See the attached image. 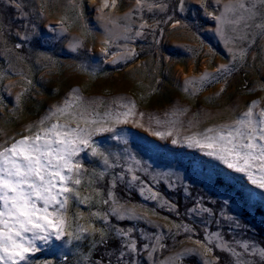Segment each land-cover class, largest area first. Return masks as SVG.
I'll return each instance as SVG.
<instances>
[{"label":"rangeland","instance_id":"374dc122","mask_svg":"<svg viewBox=\"0 0 264 264\" xmlns=\"http://www.w3.org/2000/svg\"><path fill=\"white\" fill-rule=\"evenodd\" d=\"M262 113L264 0H0V151L91 134L31 264H264V171L195 143Z\"/></svg>","mask_w":264,"mask_h":264},{"label":"snow or ice","instance_id":"6c2138e0","mask_svg":"<svg viewBox=\"0 0 264 264\" xmlns=\"http://www.w3.org/2000/svg\"><path fill=\"white\" fill-rule=\"evenodd\" d=\"M251 115V111L245 113L246 117ZM237 123L243 125L245 121ZM247 123V130L237 128L227 136L205 137L208 143H195L213 149L208 155H216L229 168L247 172L257 165L264 171V143H260L264 142V127L258 129L251 121ZM105 130L112 131L97 129ZM90 135L78 126L61 130L53 124L43 136L21 139L0 151V264H31V254L40 251L37 241L63 237L64 220L56 206L63 209L70 198L65 194H74L73 188L67 186L72 177L65 175L64 170L73 171V157L81 145L90 146ZM92 152L97 154L95 148ZM76 171L79 172L78 166ZM253 183L264 188V177ZM74 184H80V179H75ZM61 196L63 200L59 199Z\"/></svg>","mask_w":264,"mask_h":264}]
</instances>
